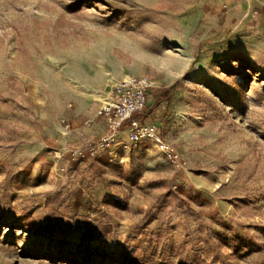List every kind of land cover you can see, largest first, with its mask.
<instances>
[{
	"label": "rangeland",
	"instance_id": "rangeland-1",
	"mask_svg": "<svg viewBox=\"0 0 264 264\" xmlns=\"http://www.w3.org/2000/svg\"><path fill=\"white\" fill-rule=\"evenodd\" d=\"M126 76L177 159L71 154ZM0 264H264V0H0Z\"/></svg>",
	"mask_w": 264,
	"mask_h": 264
},
{
	"label": "built area",
	"instance_id": "built-area-1",
	"mask_svg": "<svg viewBox=\"0 0 264 264\" xmlns=\"http://www.w3.org/2000/svg\"><path fill=\"white\" fill-rule=\"evenodd\" d=\"M153 87V82L146 76H128L114 85L95 116L84 121V126L89 127L99 118L104 119V133L96 139H88L85 132L80 131L79 137L83 144L72 150L71 154L78 158L96 156L100 151L109 148L123 130H128L134 142L150 139L173 160L177 159V155L158 128L138 117L143 114ZM62 124L64 129L70 132L71 124L66 119H62Z\"/></svg>",
	"mask_w": 264,
	"mask_h": 264
},
{
	"label": "crops",
	"instance_id": "crops-1",
	"mask_svg": "<svg viewBox=\"0 0 264 264\" xmlns=\"http://www.w3.org/2000/svg\"><path fill=\"white\" fill-rule=\"evenodd\" d=\"M109 95V92H107ZM94 97L99 99L100 101L97 102L91 97L83 98L82 96L76 95L74 96V106L75 109L73 110V114L79 115V117H75L73 119H67V121L71 124L70 132L74 131L76 134H79L81 130H83L86 136L96 137L97 135H101L104 133L106 129L105 120L99 118L95 121L91 126L86 127L81 125V119L84 118L85 120L88 118H92L95 116L97 109L100 107L101 100L106 98L102 96L100 93H95ZM99 103V104H98Z\"/></svg>",
	"mask_w": 264,
	"mask_h": 264
},
{
	"label": "bare ground",
	"instance_id": "bare-ground-1",
	"mask_svg": "<svg viewBox=\"0 0 264 264\" xmlns=\"http://www.w3.org/2000/svg\"><path fill=\"white\" fill-rule=\"evenodd\" d=\"M127 77V76H126ZM103 100H106V98H104Z\"/></svg>",
	"mask_w": 264,
	"mask_h": 264
}]
</instances>
